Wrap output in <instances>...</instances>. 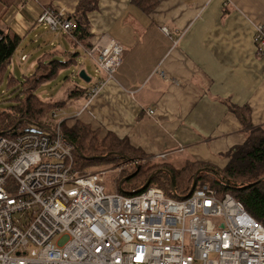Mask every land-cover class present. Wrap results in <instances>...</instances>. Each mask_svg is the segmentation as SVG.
Wrapping results in <instances>:
<instances>
[{"label": "crops", "instance_id": "0c3cea01", "mask_svg": "<svg viewBox=\"0 0 264 264\" xmlns=\"http://www.w3.org/2000/svg\"><path fill=\"white\" fill-rule=\"evenodd\" d=\"M81 1L37 0L21 12L0 1V31L17 34L19 47L33 34L30 41L38 44L43 9L75 20ZM87 19L92 43L107 35L123 57L115 79L88 87V96L80 98L87 101L71 116L87 113L84 123L127 140L143 159L220 170L229 163L225 155L247 139L235 110L246 108L252 126H264V53L258 54L254 40L256 25L264 24V0H98ZM55 52L70 53L61 48L43 55ZM70 90L55 100H66ZM163 154L168 157L159 159Z\"/></svg>", "mask_w": 264, "mask_h": 264}, {"label": "built area", "instance_id": "2783aa9c", "mask_svg": "<svg viewBox=\"0 0 264 264\" xmlns=\"http://www.w3.org/2000/svg\"><path fill=\"white\" fill-rule=\"evenodd\" d=\"M32 1L20 0L17 12ZM37 23L70 36L75 28L74 19L52 7ZM255 32L263 54L264 24ZM83 49L105 82L113 81L122 47L105 35ZM62 122L53 130L0 135V264H264V226L231 195L198 183L178 200L157 187L108 193V171L76 167V148L63 136ZM138 164L120 166L119 174Z\"/></svg>", "mask_w": 264, "mask_h": 264}, {"label": "trees", "instance_id": "16d2710c", "mask_svg": "<svg viewBox=\"0 0 264 264\" xmlns=\"http://www.w3.org/2000/svg\"><path fill=\"white\" fill-rule=\"evenodd\" d=\"M0 1L9 7L17 4L20 0ZM97 7L98 0H82L80 2L72 35L64 34L69 42L76 46L81 45L83 48L92 47L87 14L96 10ZM20 43L21 38L11 31L5 32L3 40L0 42V84L7 79L9 87L15 94L13 98L15 103L7 109H0V135H9L10 137L15 132L19 135L33 129L41 131L43 128L49 127L45 123L51 118L52 111H63L67 108L69 100L88 96L87 88L74 87L67 94L66 100L41 101L37 95L39 88L45 83L57 80L62 71L78 66L77 56L79 54L77 52L68 53L65 57V54L58 52L46 53L38 59L34 74L20 82L13 75L7 73V68ZM65 79L67 80L69 77ZM235 113L247 128L248 135L242 146L234 148L225 155L229 163L224 169L220 170L192 161L180 163L178 167L155 163L147 172V175H151L152 172L157 173L149 187L162 189L165 195L170 198L173 195L183 198L190 191L197 171L205 169L206 171L198 176V184L201 180L205 182L213 180L215 186H211L212 188L219 191L221 195L229 194L242 203L246 211L264 226V126L253 127L250 122V112L246 108L243 111L235 110ZM79 118L81 117L72 118L70 121L66 119L61 124L63 136L75 145L74 156L77 168L82 170L87 161L98 160L93 157H103L107 154L118 156L125 161L137 160L133 156L137 152L129 146L127 140H120L111 132L95 130L91 128V124H86ZM73 120L74 123H71ZM142 159L137 160L139 164L135 167L139 170L129 180L141 173ZM147 181L148 179H145L135 187V192L142 188ZM205 182L200 185H206Z\"/></svg>", "mask_w": 264, "mask_h": 264}, {"label": "rangeland", "instance_id": "374dc122", "mask_svg": "<svg viewBox=\"0 0 264 264\" xmlns=\"http://www.w3.org/2000/svg\"><path fill=\"white\" fill-rule=\"evenodd\" d=\"M13 12H15V5L13 8ZM35 31L37 33L36 35L38 34L42 35L41 39H39L38 44H35L34 43L35 41L32 42L30 41V39H34L35 37V34H33L32 37H30L29 40L24 45L17 48L16 52L12 57L11 64L7 68V73L13 75L14 78L17 79L18 81L21 82L25 80V78L30 77L34 74L38 64V59L43 55V53H45V51L53 52L56 49L62 48L70 53L77 52L79 54L77 56V62L80 68L77 67L66 70L63 73H61V75L57 80L50 83H45L39 88L37 95L41 101L62 99L65 93L74 87L88 88L97 81H99L100 79H105V80L107 79V75L99 69V67L95 64L94 60L87 54V52L82 47L76 46L73 43L67 41L66 37L63 36L64 33L52 32L48 27L44 25H37ZM52 43H56L54 47H51ZM23 56L25 58L24 60H21ZM81 69L84 72H86V75L88 77L92 79L91 82L86 83L84 80L79 78L78 74L81 71ZM66 77H69L70 80L66 81L65 80ZM12 90L13 89L8 85L7 79H5L3 83L0 84V109H7V107L15 103V101L13 100L15 94H13ZM72 101L69 100L67 102V104L69 105L68 108H66L64 112L60 113L58 118L55 119L50 115L51 118L48 119V121L45 123L48 124L49 126L48 129L51 130L55 129L58 122L60 121H64L66 119L70 121L72 120V118H75V116H71V115L76 111L80 110L81 107L84 105V103L87 101V99L84 98L77 101L76 100H72ZM70 102L71 104H69ZM148 111H152V110H148ZM87 117L88 114L84 113L82 117L79 119L85 121ZM71 123H74V120L71 121ZM45 133H48V131H45ZM109 155L110 154H107L106 156L103 157H99L102 159L87 161L83 165L82 170L92 173H96L100 171H108V174L105 177V187L107 189V192L111 194H114L116 192L118 193L135 192V187L140 185L143 180L149 179L152 176V174H154L152 172L151 175H147V172L149 171V169L153 164L157 162L158 164H164V163H160L159 161H155V158L143 159L141 162L142 163L141 173L137 177L131 180H127L121 185V182L124 179L134 176L138 168H136L135 166H127L126 168H124L123 173L120 175L119 167L126 165L128 162L125 161V159H122L118 156H109ZM133 156L134 159H141L144 157L138 153L134 154ZM167 165H169V167L173 166L170 163H167L166 166ZM203 182L205 181L203 180L199 181V185L202 184ZM205 183L210 187L215 186L213 180H207ZM179 196H181V194H179ZM171 197L172 199L178 200V197L176 195H173ZM60 238L61 236L56 237L53 240V243H57Z\"/></svg>", "mask_w": 264, "mask_h": 264}, {"label": "water", "instance_id": "95a60500", "mask_svg": "<svg viewBox=\"0 0 264 264\" xmlns=\"http://www.w3.org/2000/svg\"><path fill=\"white\" fill-rule=\"evenodd\" d=\"M1 33H2V32H1ZM79 76H80V78H81L82 80H84L85 82H90V78L86 75V73H85L84 71H81L80 74H79ZM32 131L36 132L35 129H33ZM92 159H93V158H92ZM138 170H139V169H137V171H138ZM205 171H206L205 169H200V170L197 171V173H196V175H195V177H194V179H193V183H192V186H191V188H190V191H189L188 194H187V197L190 196V195L193 193L194 189L196 188L197 183H198V176L200 175V173L205 172ZM156 174H157V173L152 174V176L148 179V181L145 183V185H144L142 188H140L138 191H136L135 193H139V192H141V191L147 189V188L150 186L151 181L153 180V178L155 177ZM131 177H133V176H131ZM131 177L124 179V180L121 182V185H122L125 181L129 180ZM220 180H221V179H220ZM121 185H120V186H121ZM172 186L174 187L173 182H172Z\"/></svg>", "mask_w": 264, "mask_h": 264}]
</instances>
